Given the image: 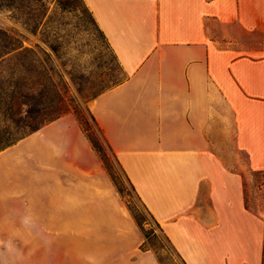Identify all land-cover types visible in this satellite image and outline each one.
<instances>
[{"label":"crops","instance_id":"crops-1","mask_svg":"<svg viewBox=\"0 0 264 264\" xmlns=\"http://www.w3.org/2000/svg\"><path fill=\"white\" fill-rule=\"evenodd\" d=\"M83 1L126 73L90 110L142 204L186 264H263L241 168L264 169V0ZM0 237L48 239L45 264H161L71 112L0 150Z\"/></svg>","mask_w":264,"mask_h":264},{"label":"rangeland","instance_id":"rangeland-1","mask_svg":"<svg viewBox=\"0 0 264 264\" xmlns=\"http://www.w3.org/2000/svg\"><path fill=\"white\" fill-rule=\"evenodd\" d=\"M0 27L11 31L22 41L13 61L20 65L23 63L31 77L47 79V107L40 116H57L63 102L66 110L61 112L62 115L71 112L84 119L90 136L103 146L102 152H97L118 191L129 208L132 207L144 220L149 234L144 236L143 247L156 248L166 264H186L138 198L102 131L93 121L90 110L93 99L123 80L126 73L84 1L0 0ZM244 37L248 43L240 47L244 51L262 42L258 32ZM25 46L27 51H21L20 48ZM36 105L33 103L31 107ZM4 123L0 111V128ZM242 158L245 201L252 215L245 217L246 239H256L258 232L264 239V169L248 166L246 153L242 154ZM47 240L37 238L30 242V239L0 237V264H45L56 250L53 244L50 247Z\"/></svg>","mask_w":264,"mask_h":264},{"label":"trees","instance_id":"trees-1","mask_svg":"<svg viewBox=\"0 0 264 264\" xmlns=\"http://www.w3.org/2000/svg\"><path fill=\"white\" fill-rule=\"evenodd\" d=\"M21 42L11 31L0 27V111L3 115V120H5L4 125L0 128V150L18 141L28 133L39 129L48 122L60 117L62 115L61 112L66 110L65 104L61 102V110L57 116L52 118L40 116L42 114L41 111L47 107V102L45 100L47 97V79L31 77L23 63L20 65L13 61V58L18 53L17 48L22 46ZM20 49L21 51H27L28 47L25 46ZM33 103L37 104L34 108L31 107ZM24 105L27 107L24 108ZM92 117L93 121L98 126L93 114ZM77 118L85 133L90 138L94 148L101 153L103 146L90 136L87 131L88 128L85 126L84 119L79 115ZM130 208L140 225L144 236L147 237L149 231L144 225V220L140 218L132 207ZM156 223L161 226L157 220ZM144 244L145 242L142 244V247ZM154 251L161 264H166L162 256L159 254V251L156 248H154Z\"/></svg>","mask_w":264,"mask_h":264}]
</instances>
